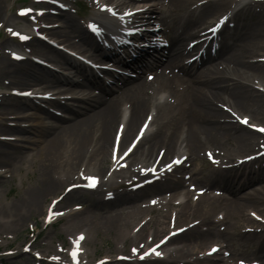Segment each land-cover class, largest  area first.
I'll return each instance as SVG.
<instances>
[{
    "label": "bare ground",
    "instance_id": "1",
    "mask_svg": "<svg viewBox=\"0 0 264 264\" xmlns=\"http://www.w3.org/2000/svg\"><path fill=\"white\" fill-rule=\"evenodd\" d=\"M87 1L91 3L92 8L100 4V0ZM127 1L146 4L145 7L156 5V0ZM127 1L103 2L104 5H114L113 10L116 12L109 14L108 9H104L97 18L99 21L94 23L105 29V38L120 34L127 27L126 16L130 14L124 11L125 6H128ZM161 1L163 0L157 2L158 6ZM232 1L202 0L189 10L192 0H169L172 6L182 10L183 15L172 33V45L162 48L145 38V46L134 47L133 51L123 58L132 73L138 74L137 80L133 82L128 78L112 75L113 83L106 86L90 74L92 69H86L84 63H77V59H73L76 62L67 60V65L76 70L78 78L75 80L57 76L54 88H64L65 91L74 93L73 95L85 88L99 90L100 93L83 95L82 98L71 96L66 102L54 100L52 96L45 103H37V108L45 113L48 123L43 122L35 127L24 124L35 120L32 115L27 114V109L36 106L35 97H10L8 92L0 94V104H8V109L3 111L2 117L0 116V178L10 174L17 162H23L24 158L38 160L42 167L36 182L24 192V196L8 206L1 219L12 224L14 231L18 232L22 230L27 219L42 213H45L44 221L53 224L56 216L66 206L76 200V197H81L80 200L90 204V208H105L109 209V212L98 213L95 220L83 218L79 223H84L88 228L91 226L112 232L116 237L120 235L122 241H131L136 248H141L142 244L146 246L150 241L153 242L152 245H157L154 251H149L152 245L149 249H144V255L168 253L165 261L154 256L147 264H186L183 260L187 254L195 258L196 262L192 264H237L241 260L239 255H246L248 251L249 260L246 264H264V230L260 231L263 239L260 243L252 237L253 230L260 228L243 231L244 250L238 252L233 251L234 247L230 242L233 238L223 228L225 224L235 221H244L241 227L243 229L248 228L251 223L264 225V220L258 217L264 213V131H260L259 127L250 128L237 122L236 115L243 114L239 115L243 116V119L248 116L250 123L262 124L261 121L264 120V92L243 83V79L255 83L258 77L262 79V83L257 84L264 82V61L262 64H255L256 62L249 60L258 51L264 50V36L258 24L252 22L254 18L261 21L263 13L255 11L250 2L241 10H245V14L243 12L234 15L233 20L224 22L220 31H215L218 20L223 19L228 9L230 11L232 8L229 7ZM4 9L5 0H0V22L3 20ZM183 10L187 11V15H184ZM58 13L69 28L64 34L51 26L43 30L48 23L58 21L56 15L47 10L34 17V21L41 25L42 32L45 31L52 38L62 39L58 41L59 45L72 47L79 54L96 60L100 55H96L94 51L102 50L103 45L79 26L67 11L60 10ZM200 21L209 24L199 28ZM262 21L264 24V20ZM209 30L214 31L206 35ZM34 31L31 28L29 33ZM3 33L8 36L9 32L3 30ZM197 34H205L198 42L207 43V49L203 51L206 62L215 57H226L228 52L232 53L224 58L225 61L221 59L219 63L204 68V61L196 65L198 59L192 63H184L185 58L192 56L185 55L189 52H186L188 45L184 46V40L190 37L195 40ZM74 38H79L80 42ZM17 39H20V35H14V40ZM22 42L30 44L31 53L39 60L52 64L59 61L57 56L48 55L54 49L41 42V39L29 36ZM199 44L198 46H201ZM7 45L0 49V86L6 90L12 87L13 93H25L31 89L30 86L45 79L47 73H51V69L31 61L20 68L10 67L7 62L11 55ZM214 47L220 49L212 58ZM19 48L14 53L18 54L15 59H25V51ZM199 50V47L194 49L195 55L199 56ZM146 64L155 66L156 71L151 77L142 78ZM163 92L167 97L160 100L157 96ZM59 112L66 114V118L58 117ZM7 118L12 119L10 123L13 125L7 124ZM123 122L124 128L121 130ZM4 136L10 138H3ZM233 147L249 153L240 155V163L236 162L231 168L225 169L220 163L223 159L230 158ZM208 153L213 159L207 157ZM253 154L254 157L251 156ZM257 154L263 156L257 157ZM159 158L160 163L169 160L177 161V165L170 172L167 169L159 170L154 181L152 178L143 179L145 186H141L138 192L132 190L116 198H106L107 191L117 189L128 176L146 174L147 171L139 169L136 164H143L142 167L146 168L152 159L156 161ZM200 158L205 160L206 167L194 173L195 178L190 176L176 182L165 177L178 171L181 173L182 168L189 162ZM244 160L247 161L241 165ZM236 165L242 170L254 173L252 178L249 177L244 182L236 180L237 175H241L238 174ZM83 168L96 172V175L88 177L86 185H80L78 182L81 180L80 172ZM108 168H114V171L113 182L107 186L104 177ZM205 171L208 173H204ZM96 177L101 180L93 190L89 181H97ZM134 181L136 182L133 180L132 183ZM165 181L166 183H163ZM186 185L187 191L184 187ZM256 185L262 186V189L243 194L242 191ZM175 189L178 191H174ZM194 190L202 193L192 202L196 195L193 194ZM61 191L63 196L59 199ZM215 191L223 193L217 194ZM48 197H51L49 203ZM179 197L186 199V202H178ZM57 199L58 202L54 203ZM154 199L155 203L151 204L150 200ZM175 206L178 210L171 211ZM90 208H83L80 212L71 211L61 219L69 222L70 217L91 214ZM154 208H158L161 214L157 217L148 216ZM218 212H221L222 216L215 215V219H211ZM247 212L252 215L253 222L246 217ZM183 226L187 228H182ZM134 228L137 229L135 233L132 231ZM196 228L200 229L195 231ZM193 237H200L202 242V250L196 253L191 251L194 247L190 248L192 243L189 241ZM71 244L70 253L65 251L63 244L60 249L51 253L61 261L69 262L68 260L73 258L76 264L93 263L89 256L85 262L81 258L76 260L81 254H85L82 245L88 244L87 237L77 240L74 238ZM31 246L38 247L35 244ZM112 252L107 251V259L101 264L129 262L110 260L108 255ZM200 253V259L197 260L196 257Z\"/></svg>",
    "mask_w": 264,
    "mask_h": 264
},
{
    "label": "rangeland",
    "instance_id": "2",
    "mask_svg": "<svg viewBox=\"0 0 264 264\" xmlns=\"http://www.w3.org/2000/svg\"><path fill=\"white\" fill-rule=\"evenodd\" d=\"M105 1V0H102ZM197 1V3H195ZM263 2H258L256 3V9L259 10L260 12H262V20H264V0H262ZM202 2V0H192V2L189 4L188 9L191 10L192 8L196 7L198 4H200ZM47 5L45 6V9H54L56 8V6L51 5L48 2H45ZM88 1L87 0H69V3L67 4L70 7L69 13L72 16L73 20L79 24V26L84 27L83 25L89 23L91 21L92 18H94V16L96 15L95 12H89L87 11V5H88ZM37 3V1L35 0H5V9L3 12V20L2 22H0V49L4 46L7 45L10 49H8V53L11 54L13 53L14 49L16 48L17 44L16 42L12 39V36L14 33L19 32L21 29V26L24 25L26 23V19L24 18H20L19 15H22L25 11L27 10H34L35 8L33 6H35ZM162 4L158 11L156 12V16H157V22H160L161 24V32H159V34L161 36H166L168 35V39H170L172 37V33L174 31L175 28L178 27V24L181 20L182 15V10L177 9V7H174L171 5V3L169 2V0H163ZM79 5V7H78ZM85 6V9H82V11H78L79 8H81L82 6ZM34 8V9H33ZM38 8V7H37ZM185 11V10H183ZM81 12V13H80ZM187 13V11L184 12V15ZM82 14V15H81ZM187 15V14H186ZM189 15H191L189 13ZM59 21L56 22L57 25H55V30H58L60 33L64 34L66 33L67 30H69V28L66 27L65 23L62 20L61 17H56ZM200 20V19H199ZM198 20V21H199ZM259 21L257 18H254V21H252L253 23L258 24L259 29L261 30V34L264 36V24L261 23L263 21ZM197 21V22H198ZM199 24H201V26H199V28H203L205 26V23L203 24V21H200ZM3 30H5L6 32L8 31V36L4 35ZM68 32V31H67ZM46 34V33H45ZM44 33H41V36L44 38H47L48 40L52 41V42H56V46L57 48L54 49L52 52H50L48 55L54 57L57 56L59 61L56 62L57 63H48V62H44L41 59L38 60L36 62H39L37 64H41L44 66H47L51 69H56L58 70L63 76L65 77H69L72 79H77L78 75L76 73V70L71 68V66L67 65V60L72 62H76L73 61L74 58H71L68 56L69 53L72 54H79L78 51L72 47H68L66 45H59L60 41L62 40H58L55 37L52 38L50 35H45ZM193 38H186L184 40V46L187 45L188 43H190V41ZM74 40H76L77 42H80L79 38H74ZM46 41V39H45ZM59 41V42H58ZM43 42V41H41ZM44 43V42H43ZM45 44V43H44ZM170 44H172V41L170 40ZM174 44V43H173ZM179 47V46H178ZM182 47V46H180ZM30 45L28 46V49L30 50ZM231 52H228V54L226 55V57L228 55H230ZM54 55V56H53ZM70 55V54H69ZM81 55V54H79ZM212 58L215 55L212 54L211 55ZM37 57V56H35ZM226 57H215V62L212 63L213 60L206 62L205 59H203L204 64L202 65V67H208L211 66L215 63H219L220 61L224 60V58ZM253 57V58H252ZM252 57L249 58V60L252 63L255 64H262V62L264 61V50H260L258 51V53L254 54ZM252 58V59H251ZM222 59V60H221ZM10 67H15V68H20L23 66H26L27 63H23V64H17L16 62H12L11 60H8ZM225 61V60H224ZM202 62V60H201ZM201 62L196 63V65L200 64ZM77 63H79L77 61ZM192 66V65H191ZM201 67V68H202ZM190 68V67H189ZM156 71L155 66H150L147 67L143 70L142 73V78L144 77H148V76H152V73H154ZM132 77H127L124 76V78H128L129 81L133 80H137V76L138 74H132L130 73ZM45 78H50L49 80H47V84L46 85H52L53 83V78L52 76H54L55 78H57L58 74L51 72V73H47L45 75ZM243 83H246L247 86L249 85V87H253V88H258L259 90H261V92H264V82L263 84H257L262 83V79L260 77H258L256 79V82L253 83L251 81H249V79H243ZM135 82V81H134ZM136 83V82H135ZM38 83H34L32 86H30L29 88L33 89L36 87ZM108 86V85H106ZM0 88L5 89L3 86H0ZM11 88V87H9ZM28 88V87H27ZM52 89V88H51ZM90 89V88H89ZM87 89L85 88L84 90H82L81 92H77L76 95H73L74 93L71 92H67L64 90V88H53V93H55V97L57 100H60L61 102H66L67 100L69 101L71 99V96L73 97H79L82 98L83 95H88V94H93V93H100L99 90H93V89ZM2 91H0L1 93ZM4 92V91H3ZM116 95V93L114 94ZM110 96V95H109ZM160 100H163L164 95L161 94L159 96H157ZM67 99V100H66ZM68 103H72V102H68ZM8 109V104H1L0 106V112H3L4 110ZM8 112V111H7ZM27 114L32 115L33 118L35 120L29 121V122H24L25 125L27 126H38L41 123H48V119L46 118L45 113H42L39 111V109H36V107H31L30 109H27ZM58 117L64 118L66 114L64 113H58ZM126 115H128V112L126 113ZM238 115V119L237 122H241V116L239 115H243V114H236ZM250 115V114H249ZM0 116L2 117V113H0ZM0 117V118H1ZM243 117V116H242ZM66 118V117H65ZM9 119V121H7V124H11L10 123L12 121L11 118H7ZM49 120H51L49 118ZM125 120V119H124ZM247 123L249 124V126L252 127H259L261 129H264V123L263 121L262 124H259L258 122L255 123H249V117H246ZM61 122H65V121H61ZM124 125V123H123ZM122 127V126H121ZM3 138H10L8 136H4ZM232 151V155L230 156V158L228 159H223V161L220 163L222 166L229 164V162H231L233 160L234 157L240 156L242 154H247L249 152H245L243 150H241L238 147H233L231 148ZM208 158L213 159V157L208 153L207 155ZM154 159H152L150 161V163L153 162ZM168 161V160H167ZM165 163H168V162ZM205 161V160H204ZM203 161L202 158H200L199 160H193L191 162H189V169L185 170L182 169L181 173L177 172L175 176H173L171 179V181L175 180L176 182H181L183 181V176L184 175H190L192 174L193 178H195L194 173H198L200 172V169H204L206 167L205 162ZM149 163V164H150ZM164 163V164H165ZM143 166V164H136V167L140 168ZM143 170V168H142ZM114 168L110 169L108 168L106 171V175L104 177V181L105 184L108 186L109 184H111L113 182V174ZM185 171V172H184ZM42 172V167H41V163L38 160L32 159L31 157L28 158H24V161L21 162V160H19L17 162V166L10 172V174H8L7 176H3L0 178V252H7L8 250H10V253H5V254H0V264H67V261H61L58 260L56 258V256L53 253V251L55 249H60L61 245H65V251H67L68 253H70V250L72 249V242L74 240V238H76V240L78 238L84 239L85 237H87L88 239V244L86 246L82 245V250L83 252H85V254H81V256L79 257V259L81 258L82 261H86L87 260V256H89L92 259V264H99L100 262H102L103 258L106 257L107 255V251L111 250L113 251L110 255L111 260H116V257H127V255L131 254L133 252L134 246L133 243L130 242H124L122 241L123 238H121V236L119 235V237H116L115 234H113L112 232H108L104 229L102 230H98L97 228H92L90 226V228L87 227V225H85L84 223H79L81 221V219L83 218H88L90 220H95V215H97L98 213H106L109 212V209H105V208H100V209H94V208H90V204H87L86 201L84 200H80L81 197H76V200H73L68 206L65 207V209L59 213L56 216V220L54 221L53 224H47L44 219H45V213H42L41 215H37V217H33L30 219H27L24 222L23 228L21 231H14L12 224L2 220L1 218L3 217V213H5V211L7 210L8 206H10L12 203L17 202L20 197H22V195L24 196V192L28 190V188L30 186H32L35 182L36 179L39 177L40 173ZM204 173H208V171H205ZM203 173V174H204ZM81 174V180L78 181L80 183V185H86V180L88 177H90L91 175H96V172L94 173L93 170L89 171L86 170L85 168H83L80 172ZM205 175V174H204ZM129 178L125 179V182H129V179L133 178L128 176ZM142 176H136L134 178L136 179H141ZM97 179L99 180L100 178L97 177ZM101 180V179H100ZM121 180V178H120ZM260 181H258L257 184H259ZM166 183V182H165ZM105 185V189L108 190V187ZM69 187V186H68ZM126 186V184H121V186H119L117 189L113 190V191H107L108 196L106 197H110V198H115L117 196L123 195L127 192L130 191V189H133L131 187ZM185 187V191H187L188 185L184 186ZM67 189V188H66ZM69 189V188H68ZM258 189H262V186L260 185H256L253 188H249V189H245L243 192L244 193H251V192H255ZM181 190V189H179ZM65 191V190H64ZM174 191H178L177 189H175ZM173 191V192H174ZM172 192V193H173ZM201 193V191L197 190L195 193H197V195H195L192 198V202L193 199H195V197L198 196V193ZM63 193L62 191L60 192V194ZM170 193V192H169ZM214 193H223L222 191H215ZM194 194V193H193ZM62 194L59 196V199L62 198ZM51 197L47 198V203H49ZM58 201V200H57ZM100 201H103V199H100ZM178 202H186V199H184L183 197H179ZM83 208H90L91 210V214H79L73 217L69 218V222H65L63 221L61 218L67 216L71 211H76V212H80L82 211ZM178 210V208L172 207V209H170L171 211L173 210ZM161 214V211L158 208H154L151 210V213L148 214V216H159ZM246 217L248 219H252V215L247 212L245 213ZM215 215H217L218 217L222 216L221 212H218V214H214L212 216L211 219H215ZM104 216H106L104 214ZM259 218L261 220H264V213H262L261 215H259ZM58 219H61L59 221H57ZM251 222H253L251 220ZM244 224V221H235L232 222L231 224H225L224 225V229L227 233H229L230 236H232L233 241L230 240L231 245L234 247L233 251H238L241 252L243 251V245H244V237L242 234V232H248L251 231V228H260V229H254L252 233V237H255V240L260 243L263 239H262V234H260L261 230H264V225L261 224L260 226L257 224H253L251 223L250 225H248V228H241L242 225ZM182 228H187V226H183ZM206 228V227H204ZM262 228V229H261ZM198 229L200 228H196L195 231H198ZM132 231L137 232V229H132ZM194 231V232H195ZM258 233V234H256ZM190 243H192L191 247H194V249H192L191 251L193 253H196L197 250H201V239L200 237H193V239H191L189 241ZM153 242L150 241L149 244H147L146 246H150L152 245ZM37 245V248L32 247L31 245ZM141 246H144L143 244ZM264 247V246H263ZM115 249H117V251H115ZM52 252V253H51ZM117 252V253H116ZM248 252H246V255H239V258L241 260H239L237 262V264H246L247 261L249 260V256H248ZM191 254H187V256H190ZM78 259V260H79ZM68 264H73L74 260L72 258H70ZM2 262V263H1ZM66 262V263H65ZM122 262V261H121ZM113 264V263H110ZM116 264H122V263H116ZM123 264H147V263H143V262H135V261H131V262H124ZM254 264V263H253Z\"/></svg>",
    "mask_w": 264,
    "mask_h": 264
},
{
    "label": "snow or ice",
    "instance_id": "3",
    "mask_svg": "<svg viewBox=\"0 0 264 264\" xmlns=\"http://www.w3.org/2000/svg\"><path fill=\"white\" fill-rule=\"evenodd\" d=\"M109 11H111L110 9H109ZM113 14H115V13H113ZM130 15V14H129ZM93 27V30L94 31H97V29L95 28V26H92ZM15 35H19L18 33H14ZM21 39H28V37H26V36H22V37H20ZM244 122L245 123H247V120L245 119L244 120ZM260 131H264V129H260ZM92 186H95V180H93L92 181ZM213 251H215V249H213ZM157 255H159V253H156Z\"/></svg>",
    "mask_w": 264,
    "mask_h": 264
}]
</instances>
